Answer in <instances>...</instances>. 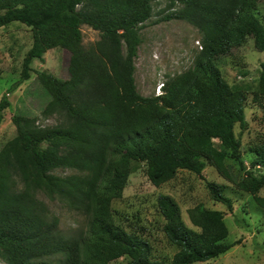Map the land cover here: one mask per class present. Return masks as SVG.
I'll return each instance as SVG.
<instances>
[{"label": "trees", "instance_id": "obj_1", "mask_svg": "<svg viewBox=\"0 0 264 264\" xmlns=\"http://www.w3.org/2000/svg\"><path fill=\"white\" fill-rule=\"evenodd\" d=\"M156 0H0V27L19 21L33 32L18 88L36 72L51 94L44 114L67 112L69 124L39 127L35 119L14 114L17 134L0 150V260L7 264H110L123 256L129 264H193L227 252L229 227L225 212L199 203L188 209L193 226L183 218L177 200L158 197L163 230L178 247L171 261L156 258L152 246L134 231L116 223L110 190L123 192L133 161L147 166V175L161 186L180 169L203 175L210 165L225 178L231 174L224 159L241 160V139L235 127L247 128L249 92L231 85L217 63L240 47L248 36L264 52V22L255 1L169 0L181 7L168 18L199 27L201 50L187 70L168 77L163 93L144 96L137 88L136 58L141 28L152 17ZM100 32L90 46L82 26ZM70 52L69 76L59 78L35 70L53 48ZM253 100L264 109V62ZM11 106L0 101V122ZM215 139L219 143L214 142ZM251 167L236 186L254 195L264 187V139L250 147ZM72 169L67 175L57 169ZM212 196L233 209L225 185L207 181ZM60 200L87 223L74 232L39 195ZM5 260V261H4Z\"/></svg>", "mask_w": 264, "mask_h": 264}, {"label": "rangeland", "instance_id": "obj_2", "mask_svg": "<svg viewBox=\"0 0 264 264\" xmlns=\"http://www.w3.org/2000/svg\"><path fill=\"white\" fill-rule=\"evenodd\" d=\"M153 5L152 17L141 28L142 43L136 58V84L144 96L162 94V85L168 77L193 66L202 44V33L197 25L186 19L168 18L181 5H173L169 0H156ZM254 5L256 13L264 22V1H255ZM82 32L86 46L100 39V32L87 24L82 26ZM32 43L33 32L24 23L14 21L0 27V101L6 96L11 103L4 110L0 122V150L17 134V127L12 120L14 114L35 119V125L39 127L65 125L72 121L64 111L44 114L51 94L41 84L36 72H32L30 79L10 91V86L20 77L23 59ZM70 55L67 49L53 48L45 53L43 61L35 59L32 66L35 70H46L59 78H67ZM262 62L264 52L256 48L251 35L243 45L217 59L225 79L231 85L243 86L249 92L246 104L247 128L242 130L239 124L235 127L236 136L242 142L241 160L247 169L251 167L254 158L250 147L264 139V109L253 100L251 94L258 90ZM214 142L218 144L219 140L215 139ZM224 163L231 174V180L208 165L203 175L180 169L173 179L156 186L147 175L146 164L133 161L123 192L117 195L112 190L108 192L112 197L111 206L116 223L140 234L152 246L153 256L169 263L178 247L168 240L163 230L165 220L158 206V197L161 194L173 196L180 204L183 218L189 226L193 225L188 209L202 203L207 208L225 212V221L229 227L226 241L234 243V246L213 259L193 264H264V201H257L253 194L236 186L244 178L246 169L238 159L227 156ZM260 170L264 172V167ZM73 172L68 168L55 171L59 175ZM207 181L225 185V193L233 201L232 210L212 196ZM39 196L60 218L61 228L65 231L74 232L86 226L87 219L83 214L43 193ZM258 197L264 200V187ZM129 259L123 256L110 264H129ZM3 263L0 260V264Z\"/></svg>", "mask_w": 264, "mask_h": 264}, {"label": "built area", "instance_id": "obj_3", "mask_svg": "<svg viewBox=\"0 0 264 264\" xmlns=\"http://www.w3.org/2000/svg\"><path fill=\"white\" fill-rule=\"evenodd\" d=\"M2 262V261H1ZM3 263V262H2ZM4 264V263H3Z\"/></svg>", "mask_w": 264, "mask_h": 264}]
</instances>
